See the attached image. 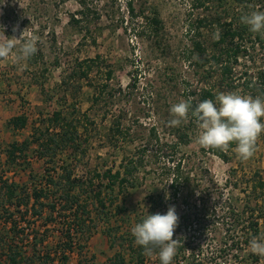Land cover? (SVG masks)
I'll use <instances>...</instances> for the list:
<instances>
[{"label":"rangeland","instance_id":"374dc122","mask_svg":"<svg viewBox=\"0 0 264 264\" xmlns=\"http://www.w3.org/2000/svg\"><path fill=\"white\" fill-rule=\"evenodd\" d=\"M237 15L233 0H0V34L19 38L25 30L9 56L0 58V176L23 186L32 184L29 174L38 178L43 174L46 158L41 159L35 149L48 139L44 130L55 111L66 123L77 125L76 147L83 159L69 161V155H75L72 145L65 151L56 148L48 168L63 161L81 176L93 170H117L124 157L142 158V166L130 179L132 185L115 190L117 200L110 215L94 217L92 234L68 264H119L118 255L127 264H136L140 252L130 246L131 229L147 213L166 214L169 206H175L179 216L173 239L191 244L175 254L173 264H264V257L250 250L254 236L245 223L261 216L264 234V189L256 181L258 177L264 181V132L251 158L240 159L234 143L223 150L227 161H222L196 143L200 130L190 112L180 126L168 124L173 104L189 97L198 101L204 89L250 96L245 82L264 84V46L251 42L252 38L242 44L245 48L233 66L234 80H222L211 60L218 52L231 54L230 41L224 49L216 42L224 25L228 29L230 23L233 29L240 23ZM152 19L159 21L158 27ZM14 27H18L15 32ZM33 36L37 52L22 58L20 46ZM96 57L87 77L77 76L75 72L84 67L78 63ZM108 69L110 81L105 80ZM129 79L136 83L130 95L119 94ZM18 116L31 126L37 124L33 129H38L32 130L35 138L32 134L1 138L9 137V121ZM118 116L124 126L138 120L144 126L143 138H107ZM152 125L158 138H148ZM49 127L51 134L57 131L55 125ZM179 134H186L182 139L187 144L177 138ZM25 140L39 141L16 159L7 158L9 146ZM174 178L177 182L171 186ZM116 204L123 208L122 215H114ZM0 213V236L6 232L13 238L16 231H7ZM53 232L50 229L48 236ZM155 252L144 254L145 264L160 262ZM3 254L0 250V258Z\"/></svg>","mask_w":264,"mask_h":264},{"label":"trees","instance_id":"16d2710c","mask_svg":"<svg viewBox=\"0 0 264 264\" xmlns=\"http://www.w3.org/2000/svg\"><path fill=\"white\" fill-rule=\"evenodd\" d=\"M233 2L238 6L237 17L240 23L233 29L230 23L228 24V29H225L227 24L224 25L216 42V45H221L224 49L223 45L227 41H230L233 50H231V54L228 57L225 51L211 56L213 64L219 67L221 79L225 81L228 79L229 82L234 80L235 73L233 66L238 63L240 50L245 48L242 44L252 38L251 42L264 46V36L259 33L250 32L249 27L241 23L240 20L242 15L248 14L251 11H264V0H233ZM127 9L133 13L130 3L127 4ZM151 22L155 27H158L160 24L157 19H152ZM194 48L199 53L202 52L199 44H195ZM97 59L99 57L78 63V67L83 65L84 67L79 68L78 72H75L77 76L87 77V73L91 69L90 64L95 63ZM205 62L208 63V61ZM111 76L112 70H106L105 80L110 81ZM135 84V80L129 79L125 90L120 89L118 93L130 95L128 91L130 89L133 90ZM245 84L246 88L251 91V97L255 98L259 96L264 99V84L256 85L252 82H245ZM103 88H107V85ZM201 92L202 94L198 101L210 99L214 103L216 102V96L219 94L213 92L211 89H204ZM100 94L101 91L96 94V97ZM198 101H193V108H195ZM189 112L192 113V110L190 109ZM121 115H124V113H121ZM120 117L118 116L111 124L108 129L107 138H143L140 131H142L144 126L138 120H132L131 125L124 126L121 123ZM26 123V118L22 116L15 117L9 121V125L14 129L24 127ZM49 124L55 125V129L57 130L55 133H50L51 128ZM33 128L34 132L38 129ZM147 131L148 138L150 136L158 138L154 125ZM44 132L48 139L45 141V144L35 149V152L41 159L46 158L45 163L47 167H45L43 174L39 178L29 174L28 178L32 184H23V186L5 180L0 176V212L5 217L4 223L8 227L7 231L13 233L16 231L13 238L11 233L6 232L3 238L0 236V250L5 253L0 258V264H68L70 256L75 251L77 253L81 252L84 248L83 243L92 234L94 230V217L110 215V209L117 200L115 190L121 192L124 191L125 185H132L130 181L131 177L142 166V158L132 156L130 158H122L117 170L105 168L103 172L93 170L92 173L81 176L74 173L75 166L67 165L63 161L58 163V165L55 164V166L48 168L49 164L53 163L58 152L57 149L60 147L61 150L59 151H65L64 148L67 149L70 147L69 145H72L70 149H72V152L74 151L75 155H69V161L79 163L82 162L83 157L79 155L78 147H76L78 145L76 144L77 139L80 137L78 127L72 123H66L61 112L55 111L52 114ZM31 138H35L34 133H32ZM177 138L183 144L188 143L187 139H182L187 138L186 134H179ZM31 140H25L21 144L14 143L9 146V150L6 153L7 158L16 159L14 158L15 155L20 156L25 152L24 150L29 148L31 143L39 141L34 140L31 142ZM51 143H53V146H51ZM233 144L231 143L229 147ZM211 151L216 153L222 161H227L223 150L211 149ZM22 157H25L24 154ZM24 161L26 160L24 159ZM173 167L174 171L178 170V164ZM33 177L34 179L31 180ZM257 179L256 181H258L260 190L264 189L262 178L258 177ZM176 182V178L173 181L171 180V186L175 185ZM253 191H256V187H254ZM114 209V215L116 216L122 215L124 212L123 208L118 207L117 204ZM26 219H29L30 222L26 221ZM245 223L247 230L254 237L264 235L260 231L262 224L261 216L252 222L247 221ZM50 229L54 231L52 236H48L47 234ZM130 240V246L133 247L134 245L139 248L138 253H140L137 254L136 264H145L143 248L134 244L133 236ZM190 245V242L185 239H182L180 242L178 241L176 244V254L190 247ZM155 251V253H158L159 249ZM118 258L119 264H127L122 256L119 257L118 255ZM155 263L160 264V262ZM180 263L188 264L182 261H178L175 264Z\"/></svg>","mask_w":264,"mask_h":264},{"label":"clouds","instance_id":"9594fccd","mask_svg":"<svg viewBox=\"0 0 264 264\" xmlns=\"http://www.w3.org/2000/svg\"><path fill=\"white\" fill-rule=\"evenodd\" d=\"M241 23L249 27L252 33L264 36V11H251L240 17ZM0 29L3 30L2 27ZM14 27L13 31H17ZM25 31V30H24ZM24 31L19 38L6 37L4 31L0 34V58H7L17 47ZM37 37L25 40L19 52L22 58H30L37 52ZM193 98L181 100L173 104L169 111L173 117L168 121L169 126L178 127L187 122L189 110L195 118L198 129L196 143L205 149L228 148L231 143L236 144L235 152L242 160L251 158L255 151V144L264 132V99L261 97L243 96L235 92L219 93L216 102L205 99L198 101L193 108ZM199 195V192L196 193ZM179 223V216L175 206H169L166 214H148L132 229L134 243L141 246L144 254L152 256L156 249L160 264H172L176 254L177 240L173 239L175 229ZM253 254L264 257V235L253 237L249 242Z\"/></svg>","mask_w":264,"mask_h":264},{"label":"crops","instance_id":"0c3cea01","mask_svg":"<svg viewBox=\"0 0 264 264\" xmlns=\"http://www.w3.org/2000/svg\"><path fill=\"white\" fill-rule=\"evenodd\" d=\"M36 126H37V124H33V123H32V126L30 124L26 123L24 127L18 128V129H14L11 126V127H9L7 129V133H6L9 137L4 136V137H1V138H30V136L32 134V128L33 127H36ZM11 128L14 129V130H12ZM0 129H2V125L1 124H0ZM9 130H12L13 131L12 134H9V132H8ZM3 131H4V128H3ZM149 264H157V263L150 262Z\"/></svg>","mask_w":264,"mask_h":264},{"label":"built area","instance_id":"2783aa9c","mask_svg":"<svg viewBox=\"0 0 264 264\" xmlns=\"http://www.w3.org/2000/svg\"><path fill=\"white\" fill-rule=\"evenodd\" d=\"M183 262V261H182ZM154 263V262H153ZM181 264V263H180Z\"/></svg>","mask_w":264,"mask_h":264}]
</instances>
